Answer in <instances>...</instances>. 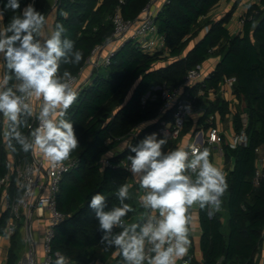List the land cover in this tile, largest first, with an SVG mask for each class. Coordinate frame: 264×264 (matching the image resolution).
Returning a JSON list of instances; mask_svg holds the SVG:
<instances>
[{
	"label": "trees",
	"instance_id": "1",
	"mask_svg": "<svg viewBox=\"0 0 264 264\" xmlns=\"http://www.w3.org/2000/svg\"><path fill=\"white\" fill-rule=\"evenodd\" d=\"M149 1L54 0L53 30L57 23H62L66 38L74 41L75 48L83 52L78 65L62 64L61 74L68 70L72 76L78 75L94 48L108 43L113 32L111 16L116 8L124 20L134 21ZM219 1L165 0L153 24L163 39L167 56L162 57L161 52H144L133 40L123 41L109 57L108 65L94 68L90 80L77 91L78 98L66 115L74 124L79 140V146L69 156L76 159V168L64 174L59 183L56 209L64 218L54 229L50 242L52 256L54 253L65 256L67 264H90L112 255L110 264L125 263L116 248L101 243L99 222L88 205L91 197L100 193L107 198L109 209L119 206L117 190L129 177L121 163L130 153L125 149L107 158L104 166H101V157L139 124L156 119L135 137L132 145L156 132L161 121H170L171 111L160 114L162 101L158 92H151V87L165 84L177 88L187 71L210 57H218L208 78L193 86L190 93L195 95L198 90L205 95L209 91L215 93L225 78H234L232 94L242 102V108L236 109L231 116L232 129L235 133L242 129L241 115L244 114L247 144L234 149L227 144L221 147L225 164H231L225 169L228 188L221 198L219 211L209 215L207 209L198 207L200 259L191 258L189 264H259L258 255L264 239V177L254 184V172L256 150L264 151V0L247 6L241 17V31L235 35L226 27L235 5L218 20L209 16ZM5 2L0 0V6ZM29 2L31 0H20L21 9ZM35 7L46 17L49 0H35ZM64 13L67 15H62ZM16 14L6 11L0 28L6 27ZM160 62L166 63L159 65ZM0 65L4 76L7 70L2 58ZM148 92L150 96L143 100ZM201 102V97H197L196 105ZM203 103L205 110L200 121L208 115L221 120L229 115L228 103L218 96L213 101L203 100ZM7 128L8 121L0 114V175L6 172L5 149L16 161L31 158V150L25 153L18 144L15 151L8 147L4 135ZM188 130L187 123L181 135ZM21 131L27 136L31 129L26 127ZM174 148L167 143L164 151ZM11 188L13 190V186ZM126 203L134 209L125 218L127 223L145 218L142 217L144 209L133 195ZM224 214L226 233L222 232ZM9 217L8 211H0V236L4 235ZM20 251L16 229L10 236L5 264H15ZM57 258L53 256L50 264Z\"/></svg>",
	"mask_w": 264,
	"mask_h": 264
},
{
	"label": "clouds",
	"instance_id": "2",
	"mask_svg": "<svg viewBox=\"0 0 264 264\" xmlns=\"http://www.w3.org/2000/svg\"><path fill=\"white\" fill-rule=\"evenodd\" d=\"M8 10L18 14L0 28V58L7 70L0 82V114L8 121L4 135L13 151L16 144L25 153L38 148L57 164L79 146L74 124L66 119L78 93L72 87L71 72L61 74L60 68L62 64L78 65L83 52L66 38L62 23L50 35H43L46 17L36 9L35 0L23 9L20 0H6L0 6V20ZM33 100L40 102L38 126L26 136L21 129L29 127ZM167 142L154 132L120 149L129 151V171L144 190L139 197L141 208L147 210L142 221H125L134 212L126 203L131 199L129 183L117 190L119 206L109 209L107 198L100 193L90 199L88 206L99 222L101 243L116 248L125 264H177L190 246V209L198 206L209 215L219 211L228 188L225 173L210 160L207 149L165 152ZM54 264H67L66 257L59 255Z\"/></svg>",
	"mask_w": 264,
	"mask_h": 264
},
{
	"label": "built area",
	"instance_id": "3",
	"mask_svg": "<svg viewBox=\"0 0 264 264\" xmlns=\"http://www.w3.org/2000/svg\"><path fill=\"white\" fill-rule=\"evenodd\" d=\"M150 2L143 8L139 17L134 21L124 20L120 14L119 8H116L111 16L113 32L109 41H126L133 40L140 50L153 54L160 50H167L164 47L163 39L158 35L156 27L153 24V18L156 13L150 11ZM165 2V1H164ZM242 27V19L239 20ZM108 41V42H109ZM102 50V46H97L92 51L87 62L93 68L99 65H108L109 57L115 49H110L102 57L98 55L97 59L92 61L95 56ZM92 57V58H91ZM91 61V62H90ZM86 62V63H87ZM1 67V65H0ZM210 72L203 69L202 64L186 72L182 84L177 88H172L165 84L151 87V92H158L162 101L160 114L165 111H171V119L168 122L161 121L155 133L159 137L167 138V143H173L174 149L181 148L191 151L193 147L203 151L206 147L212 145H220L222 136L220 130L215 125V116L208 115L204 121L207 125L205 134L203 128L198 131H190L188 133V141L185 146L179 147L181 132L187 121L195 114L197 107L202 105L204 112L203 100L213 101L217 96L228 103L229 117L231 121L232 114L236 111L235 106L238 105L237 99L232 94V86L234 78H225L221 83L217 92L209 91L206 95L203 91L198 90L195 95L190 93V89L203 82L208 78ZM79 74L72 76V87L75 91L83 85L79 80ZM3 76V75H2ZM150 96L148 92L145 98ZM197 97H201L202 102L196 105ZM232 103V104H231ZM33 116L30 117L28 129L38 126L36 116L39 112L40 102L33 100ZM235 105V106H234ZM242 129L238 133H233L230 140L226 143L229 148L234 149L238 146L247 144V136L244 132L245 116L241 115ZM136 135H132L134 139ZM172 149V150H174ZM7 150V149H6ZM169 149L168 151H170ZM221 152V149L219 150ZM257 158L255 161L254 184L258 183L261 177H264V151L257 149ZM107 162L101 164L106 165ZM121 166L129 173L130 162L124 160ZM6 172L0 175V211H8L10 217L4 226V235L10 238L15 230L21 233V241L23 250L15 264H50L53 256L58 257V253L51 254L50 242L54 234V229L62 221L64 216L56 209V196L59 191V183L62 176L74 168H76V159L68 158L57 164H53L45 158L39 149L34 153L31 150V158L29 160L16 161L9 150L6 151L5 158ZM225 173V170H223ZM13 190H12V186ZM144 194L143 191H137L136 201L139 203V197ZM34 213V215H33ZM46 218L47 225L43 231L40 241V253L33 242L30 233V223L32 220L38 221L40 218ZM261 263L264 264V239H262L260 247ZM259 257V255H258ZM193 258L191 247L189 246L187 254L181 259L179 264H189V259ZM125 264V263H122Z\"/></svg>",
	"mask_w": 264,
	"mask_h": 264
},
{
	"label": "crops",
	"instance_id": "4",
	"mask_svg": "<svg viewBox=\"0 0 264 264\" xmlns=\"http://www.w3.org/2000/svg\"><path fill=\"white\" fill-rule=\"evenodd\" d=\"M164 1L165 0H151L150 5H149L150 11L152 13H156L161 8ZM258 1L259 0H220L218 4L211 10V12L209 13V16L213 20H218L221 17H223L231 9L233 5H235V8L231 15V19L229 23L226 25L229 33L235 35L241 31V26L239 25V20H240L239 18H241L242 15L246 12L247 6L249 4L258 3ZM53 2L54 0H49L50 7L46 14V28H45L43 35H50L51 32L53 31V27H52L53 18H54ZM122 42H123L122 40H119L116 42L109 41L106 45L102 46V50L96 55V57L94 58V61L97 59L98 55L100 57L104 56L108 50L116 49ZM160 52H161L162 57L167 56V52H165L163 49L160 50ZM217 61H218V57L208 58L205 62L202 63L203 69L207 72H211L215 64L217 63ZM166 62H169V60ZM166 62H160L159 65H164ZM93 69L94 68L92 66L90 67L88 65H85L80 70L79 80L81 81L82 84H85L90 80L91 72ZM2 75L3 74H2L1 67H0V82H2L3 80ZM237 101H238V105L236 106L234 105L235 110L236 109L239 110L242 108V102L240 100H237ZM201 109H202V105H199L197 107L195 114L189 119V121L186 122V124L187 123L189 124V130L185 134L181 135V138L178 143L179 147L181 146L183 147L185 146L187 142H190L188 141V138H189L188 133L190 131H198V129H201L204 127L203 125H204L205 120L200 121V118L203 115V111ZM155 121L156 119L139 124L132 131V133H130L125 138L120 139L116 144H114L109 149V151L104 156L101 157L100 163L102 164L104 162H107V158L119 154L121 152L120 149L122 148V146L126 144H130L135 139V138L132 139V135L137 136L140 132H142L145 128L152 125ZM215 125L220 130V134L222 136V142L220 143V145H212L211 147H208L209 148L208 151L210 153L209 158L217 167L221 168L222 170H225L227 166L229 165L230 167L231 164H228V165L225 164L221 147L223 144H226L230 140L234 131L232 129V123L230 121L229 116L225 117L223 120H221L219 117L216 116ZM205 129L206 128L203 129L204 134H205ZM170 144L174 145L173 143H170ZM37 149L38 148H35L33 150L34 153ZM220 149H221V152H219ZM5 151L7 150L5 149ZM127 183L131 185L130 195H133L136 201L137 191H143V189H141L139 185L135 183L132 174L128 177ZM146 211L147 210H144V215L142 217H145ZM190 215H191V222L189 224V239H190L191 253L193 255V259L199 260L200 259V251H199L200 228H199V222H198V206H193V208L190 209ZM46 225H47V221L45 217L40 218L38 221L32 220L30 223V233H31L33 242L36 245L38 257L41 255L40 241H41V236L43 234V231L46 228ZM19 235H20V240H21L20 232H19ZM9 243H10V238H8L5 235L0 236V264H5L6 262L7 249L9 247ZM21 244H22V241H21ZM22 250H23V244H22V248L20 252H22ZM111 261H112V255L109 257L95 260L91 262L90 264H110ZM180 261L181 259L177 261V264H179Z\"/></svg>",
	"mask_w": 264,
	"mask_h": 264
},
{
	"label": "rangeland",
	"instance_id": "5",
	"mask_svg": "<svg viewBox=\"0 0 264 264\" xmlns=\"http://www.w3.org/2000/svg\"><path fill=\"white\" fill-rule=\"evenodd\" d=\"M239 19H241V18H239ZM92 57H93V58H92ZM92 57H91V58L94 60V58L96 57L95 54H94ZM90 62H91V61H90ZM86 65H88V66L91 67V64L88 63V62H87ZM222 220H223L222 232L226 233V223H225V221H226V214L223 215ZM19 243H20V246H21V248H22V244H21V240H20V235H19ZM262 255H264V254H262ZM258 261L261 263V257H260V254H259V257H258Z\"/></svg>",
	"mask_w": 264,
	"mask_h": 264
}]
</instances>
